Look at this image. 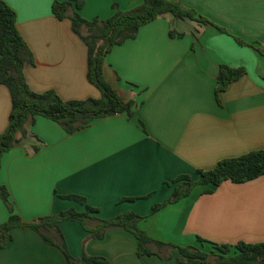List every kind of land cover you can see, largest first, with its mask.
Masks as SVG:
<instances>
[{
	"label": "crops",
	"instance_id": "0c3cea01",
	"mask_svg": "<svg viewBox=\"0 0 264 264\" xmlns=\"http://www.w3.org/2000/svg\"><path fill=\"white\" fill-rule=\"evenodd\" d=\"M17 13V26L35 63L25 74L30 88L55 90L64 100L100 98L87 77L88 47L59 20L54 1L4 0ZM194 10L214 25L171 13L143 26L136 39L115 47L105 60L104 74L135 115L117 114L95 120L89 128L68 134L57 122L32 117L27 136L18 133L15 147L3 155L0 183L10 191L15 212L26 222L59 212L84 211L81 203L62 198L77 194L99 208L107 219L134 211L151 237L178 245L198 237L221 244L264 242V175L245 183L225 181L218 187L197 186L191 195L152 214L166 201L174 181L197 178V170L221 160L264 150V0H171ZM144 0H86L79 14L110 18ZM216 26L227 29L220 32ZM170 31L183 37H171ZM237 36L251 44L240 45ZM247 73L216 95L220 67ZM12 112L9 89L0 85V135ZM212 189V193H206ZM136 201L124 198L144 197ZM10 211L0 200V225ZM61 229L70 254L103 256L111 264H177L173 258L139 257L138 240L122 228L104 239H88L77 221ZM13 240L0 250V264H68L61 249L34 228H16Z\"/></svg>",
	"mask_w": 264,
	"mask_h": 264
},
{
	"label": "trees",
	"instance_id": "16d2710c",
	"mask_svg": "<svg viewBox=\"0 0 264 264\" xmlns=\"http://www.w3.org/2000/svg\"><path fill=\"white\" fill-rule=\"evenodd\" d=\"M86 0L54 1L52 12L59 19H70L73 31L80 36L88 47L89 82L101 92L100 98L84 100H64L55 90L43 93L33 91L27 81L25 68L35 63L34 55L21 35L17 26V13L4 0H0V85H5L11 94L12 112L9 124L0 135V170L2 157L10 152L17 142L18 133L27 136L26 124L35 116L51 119L62 126L68 134H74L89 128L95 120L108 118L117 114L135 115L134 101H127L110 84L104 74L105 60L112 50L128 40L136 39L140 29L167 13L180 19L189 18L206 25H214L194 10L171 0H144L143 4L132 10L122 11L114 6L116 12L110 18L87 20L79 11ZM215 26V25H214ZM220 32L230 34L222 27ZM171 37H183L170 31ZM240 45L251 44L234 36ZM261 53L263 50L258 49ZM245 68H234L227 65L220 67L217 78L216 95L227 91L232 83L246 75ZM197 178L183 175L177 178L171 196L164 202L152 207V214L173 205L191 195L197 186L218 187L225 181L245 183L264 175V150L252 151L239 157L221 160L214 168L200 169ZM208 189L206 193H212ZM62 198L77 201L85 206L84 211L74 208L57 214L39 218L34 222L24 221L16 212L11 201L8 187L0 183V200L10 211L7 222L0 225V250L7 248L13 240L12 231L16 228H34L46 241L62 250L68 264H111L103 256H91L86 252L82 258L73 257L67 246L61 224L64 221H77L89 233L88 239H104L113 228H122L132 233L138 240L139 257L158 256L163 260L173 258L172 251L177 250L180 257L177 264H264V242L221 244L198 237L197 243L178 246L170 242L154 239L140 226L144 217L134 211L121 213L113 218L103 219L97 216L99 208L87 204L86 198L77 195H64ZM144 197L124 198V201H136Z\"/></svg>",
	"mask_w": 264,
	"mask_h": 264
},
{
	"label": "rangeland",
	"instance_id": "374dc122",
	"mask_svg": "<svg viewBox=\"0 0 264 264\" xmlns=\"http://www.w3.org/2000/svg\"><path fill=\"white\" fill-rule=\"evenodd\" d=\"M170 243H172V244H174V245H178V244H175L174 242H170ZM178 246H183V245H178Z\"/></svg>",
	"mask_w": 264,
	"mask_h": 264
}]
</instances>
